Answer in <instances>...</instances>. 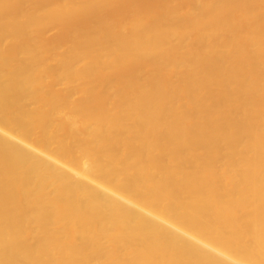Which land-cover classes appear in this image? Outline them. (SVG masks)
Returning <instances> with one entry per match:
<instances>
[{
	"label": "bare ground",
	"instance_id": "bare-ground-1",
	"mask_svg": "<svg viewBox=\"0 0 264 264\" xmlns=\"http://www.w3.org/2000/svg\"><path fill=\"white\" fill-rule=\"evenodd\" d=\"M0 264H264V0H0Z\"/></svg>",
	"mask_w": 264,
	"mask_h": 264
},
{
	"label": "rangeland",
	"instance_id": "rangeland-1",
	"mask_svg": "<svg viewBox=\"0 0 264 264\" xmlns=\"http://www.w3.org/2000/svg\"><path fill=\"white\" fill-rule=\"evenodd\" d=\"M121 1V0H120Z\"/></svg>",
	"mask_w": 264,
	"mask_h": 264
}]
</instances>
